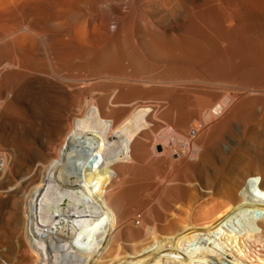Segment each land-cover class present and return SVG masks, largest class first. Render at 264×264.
Masks as SVG:
<instances>
[{
    "label": "bare ground",
    "instance_id": "bare-ground-1",
    "mask_svg": "<svg viewBox=\"0 0 264 264\" xmlns=\"http://www.w3.org/2000/svg\"><path fill=\"white\" fill-rule=\"evenodd\" d=\"M185 1L191 3L193 0ZM240 1L247 10H254L252 0ZM23 7L28 9L25 5ZM31 7L23 20L22 16L20 19L15 16L19 19L17 25L30 28L36 22L45 21V13H59L54 0ZM29 16L35 21H29ZM202 25L213 27L207 21L195 23L183 17L167 30L174 36L182 34L181 38L177 35L181 41L173 38L172 46H165V49L161 46V50L159 44L155 49L140 40L131 48V43L135 42H129V47L126 44L125 54L114 52L110 65L114 74L121 75L120 82L123 80L125 85L121 84L122 88H119L120 96L141 92L143 85H159L154 89L174 104L167 114L171 130L163 136L151 138L148 143L145 140H151V107H136L119 124L106 117L107 100L87 107L84 116L71 118L72 126L66 134H63L65 131L62 133L64 141L59 153L41 156L40 162L44 165L41 163L33 170L30 175L33 178L26 182L28 191L18 194L20 199L15 204L19 210L15 215L22 219L20 223L14 215L0 219L2 226L12 228L14 239L9 245L10 251L7 248L12 262L9 263L0 253L3 264H233L231 261L264 264L253 262L251 255L243 257L240 252L249 248L245 243L248 236L260 235L258 228L262 230L261 239L264 240V114H252L256 107L257 94L254 92L264 88L263 81L254 80L260 77L264 80V69L246 68L247 59L241 52L234 67L224 54L215 55L209 63L201 62L200 50L194 49L198 39L194 40L191 34L196 26ZM29 30L25 34L28 43L30 39L32 43L38 41L33 37L36 32ZM47 34H41L47 57L56 61L57 67L64 65V57L62 59L61 51H57L59 41L55 42V37ZM18 38L10 42L11 47L22 60H26L32 51L31 46ZM216 38L213 37V42L219 43ZM231 41L227 40V43ZM250 41L260 46L255 40ZM152 47L155 49L153 57L161 58V62L168 65V73L161 82L142 77ZM206 48L209 50L210 47ZM263 48L260 49L262 52ZM50 52L56 53L51 55ZM95 60L96 64H106L100 58ZM121 63L126 64V69L130 68L131 72L127 75L119 73ZM53 65L51 73L45 71L48 76L22 70L26 73L23 72L22 78L9 88L11 99L7 107L10 109L5 110L7 107L3 105L0 108L1 131H7V125L15 119L7 112H13L14 100L30 104L29 98L41 93L50 94L63 107L74 101L71 97L74 99L72 94L76 91L72 92L65 81L54 80ZM19 70L16 71L20 73ZM3 72L0 74L4 82L9 72L6 77ZM229 82L249 88L239 91L238 96L227 92L220 96V85ZM192 92L208 97L207 101L214 104L195 103L193 98L194 103H189V99L186 103L185 99L192 97ZM181 127L187 128L182 130L183 134L179 132L181 129L178 130ZM158 145L162 152L157 150ZM12 150V156L8 154L10 151L0 154V176L9 181L12 180L11 170L23 176L25 171L33 168L31 163L29 167L18 160L20 154L26 159L25 150L18 149V146ZM36 170L40 171L37 179L34 177Z\"/></svg>",
    "mask_w": 264,
    "mask_h": 264
},
{
    "label": "rangeland",
    "instance_id": "rangeland-1",
    "mask_svg": "<svg viewBox=\"0 0 264 264\" xmlns=\"http://www.w3.org/2000/svg\"><path fill=\"white\" fill-rule=\"evenodd\" d=\"M183 1L188 6H186L185 3H182ZM0 2V10L3 11H0L2 13L0 14V72H3L2 69L6 70L7 73L3 72L6 74L5 77L9 72L8 77L10 79L9 80L7 79L8 77H6L3 82L1 76L2 74H0V108L2 109L3 106L4 108L5 106H8L9 99H11V89L9 88H11V85L15 84L20 77L22 78V74L32 72L33 74L38 73L37 75L42 74V76L43 74L44 76L46 74L48 76L47 73H51V64H54L53 68L55 71L52 72L56 74L54 76V80L58 78L55 81H60L62 83L65 81L64 84L66 86L68 85L72 92L76 91L72 94L75 95L74 99L73 96L71 97V100L74 101L66 107H63L62 103L59 100L54 99L50 94L35 93L33 94L34 96L32 95L33 97L31 96L29 98L30 104L29 102L27 103V101L20 102L17 100L15 102L14 100L13 106L15 107H13V112L7 111L9 114L11 113L15 119L10 122L11 124L7 125V131L4 132L0 129V154L8 153L9 151L10 152L8 154H11V152H14L12 149L18 146V149L25 150L24 153L28 157L25 155V159L24 156H20L22 155L20 154L18 155L19 157L16 156V158L18 157V160L20 159V161L26 163L29 167L31 163L33 168H30L31 171H25L23 176L22 173H16L15 170H11V181L3 179V177L0 176V219L2 216L9 217L10 215H14L18 218L17 223H20L21 218L17 217L18 214L15 215V213L19 210L17 204H15V202L20 199L18 196L19 192L22 194L27 190L28 184L26 182L33 178V176L30 177V175L33 173V170L36 169V166L42 163L40 162V158H42L43 155L51 154L52 156H56L59 153L62 142L64 141L63 134H66V131H68V129L72 126V119L84 116L87 112V107L89 108L90 106L97 104V102L99 103L101 100H107V111L105 110L106 117H109V119H113L120 124V122L122 123L125 121L135 111V109L140 106H146L147 108L150 106L149 121L150 127L152 128V131L149 133L150 139H155L153 137H157L159 135L163 136L171 130L170 118L167 114H169L168 111L174 106V104H171V102L167 100L164 95L154 89L160 87L159 85L154 83L143 85L142 88L144 90L141 92H133L126 97L120 96L119 90L122 88L123 80L120 82V79L122 78L121 75L118 73L114 74V68L110 65V62L112 61L114 52L117 54L126 53V44L128 46L131 42H135L133 44L131 43L132 46L129 45L131 48L136 46V43L138 45L140 40H143L147 46L151 45L155 49H157L159 44V49H165V46L170 47L172 46L171 43H173V38L174 40L177 39L176 41H179L182 34H177L180 35L179 38L177 35L174 36L175 34L171 35L167 30L169 27L174 26V22L176 20L178 21L183 17H187L192 19L195 23H199L203 20L213 26H196V30L194 29V31H192L191 37L194 38V40L198 39L196 40L198 44L195 42L194 49L200 50L198 53L200 55L199 60L201 62L209 63L208 61H210L215 55L224 54L229 59L228 62L231 67H234L236 63L239 62V53L241 52V54L247 59L245 62L246 68L264 69V0H252L255 5L254 10L252 11L243 7L240 0H193L191 3H187L185 0H54L59 13H45V21L41 23L36 22V24L30 28L26 25H24V27L23 25H17L16 23L20 19V16H22V20L24 19L26 16L25 14H28V9L32 8L31 6L36 5V3L45 4L47 0H0ZM24 5L27 6V10L23 9ZM22 14H24V16ZM15 16L19 19L15 18ZM13 18L17 20L14 21ZM28 19L31 22L34 20L32 16H29ZM131 23L133 24L131 25ZM26 28L28 30L30 29L31 32H36L33 34V37L38 39V41L36 40V42H34L35 44L32 43L33 41L31 39L29 44V38H25L26 31H28ZM19 31L21 32V35H19ZM44 33H51V37H55V39L53 38L56 40L55 42L59 41V50L57 51H61L60 54L62 55V59L64 57V65L57 67V62H54L53 59L47 57L49 56L46 55L48 54L47 49H44L46 47L42 44L44 42L41 34L43 35ZM71 35L73 37H71ZM215 36L217 37L216 39L219 40V43L213 42V37ZM15 37H19L18 40L21 39L19 41H27V45H29V47L31 46V49H29L30 51L32 50V54L29 52V58L27 57L26 60L24 59L25 61L22 60V57H20V55L11 47L10 42ZM230 39L233 41H231V43H227V40ZM235 39L237 41H235ZM201 40L202 43L200 42ZM250 40H255L260 44V46H255ZM209 41H211L209 44L212 46L209 44L208 46L206 44ZM23 42L22 44L24 45ZM150 42L151 44H149ZM124 45L125 48L123 47ZM153 47L150 48V51L152 49L153 50L150 52V57L147 59V68L142 70V73L144 74H142V77L145 76L144 79L151 82H161L163 81L162 78H164L166 73H168V65L165 62H161V58H158L157 56L153 57L155 56V49ZM206 47H210L209 50L211 49L212 51L210 50L209 53V50H207ZM217 47L220 49H217ZM261 48H263V52L261 51ZM56 52L50 53L52 55ZM213 53L215 54L213 55ZM235 57L238 58L234 59ZM96 58H100V60L105 61L106 64H96ZM5 64L9 67L5 66ZM13 64H16L14 65L16 69ZM102 65H107V67H102ZM122 65H124L125 68ZM122 65L118 69L119 73L121 72L122 74L127 75V72H131L130 68L126 69V64ZM241 66L242 65L239 64V67ZM9 68H14L15 70H10ZM16 70L21 71V75H19V77L17 75L19 72ZM22 70H25L26 72ZM45 71H47V73H45ZM262 79L263 78L260 77L253 80H260L264 82ZM6 80H9V82ZM4 83L11 84L10 86L7 84L4 86ZM192 83L195 84V82ZM235 85H238V88ZM35 86L36 85L34 84V87ZM124 86L125 85H123V87ZM246 88H249V86L229 82L224 83V85L221 84L218 89V93L220 96H224L227 93L238 96L239 91L243 92ZM257 91L254 92V94H257L255 95L257 99L255 98L256 107L252 114H264V98L262 97L264 95V92H262L264 91V88L263 90L259 88ZM191 95L192 97L185 99L186 103L190 100L191 102L189 101V103H194V101L195 103H203L205 101V103L209 102L212 105L214 104L213 101H207L208 97L201 96L198 93L195 94L192 92ZM192 98L194 101H192ZM28 105L29 107H27ZM110 106L112 108H110ZM9 109L10 108L7 107L5 110ZM123 109L124 111H121ZM113 111H115L114 115ZM110 112H112L111 117ZM67 117L70 119H67ZM60 126L63 128H60ZM58 128L61 130L59 129V131ZM180 129V134H183V132L187 130V128L182 129V127L178 128V130ZM63 131L65 132L63 133ZM152 139L145 141L150 142ZM157 150L162 152V147L158 145ZM27 152L31 156L28 155ZM12 155L13 154L10 156ZM39 172L40 171H37V173H35V175L38 174L37 176L34 175L35 179L38 178ZM23 223L24 222H22V224ZM257 230L260 235L257 237L251 235V237L248 236L245 243H247L249 248L246 247L247 250L243 249L244 251L240 252L242 256L244 254L243 257L251 255L250 258L253 262H264V240L261 239L262 230L259 228ZM12 240H14L12 238V228H10L9 225L8 227L2 226L0 222V253H3L2 256L5 255L4 258L9 263L12 262V257L9 252V247L14 243ZM251 245L254 247H251ZM7 248H9V251ZM236 251H238V249H236ZM9 257L11 258L8 259ZM1 263L3 264L0 258V264ZM231 263L236 264L233 261H231ZM243 264H250V261L247 263L244 262Z\"/></svg>",
    "mask_w": 264,
    "mask_h": 264
}]
</instances>
